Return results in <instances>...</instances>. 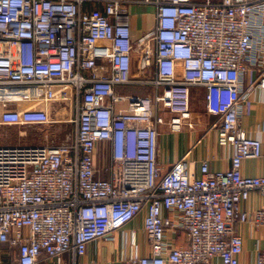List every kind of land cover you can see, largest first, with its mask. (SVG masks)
I'll list each match as a JSON object with an SVG mask.
<instances>
[{
	"label": "built area",
	"instance_id": "2783aa9c",
	"mask_svg": "<svg viewBox=\"0 0 264 264\" xmlns=\"http://www.w3.org/2000/svg\"><path fill=\"white\" fill-rule=\"evenodd\" d=\"M132 3L155 7L136 40ZM195 87L231 165L203 159L195 176L186 152L164 171L161 127H196ZM256 88L264 0H0V242L17 249L16 264H80L91 242L120 232L119 264H241L240 228L264 229V205L246 207L264 196V173L243 171L264 154L242 123ZM63 105L73 116L54 120ZM54 123L71 129L44 144L2 143L3 131ZM140 217L142 229L128 230ZM256 252L264 264L259 241ZM5 253L0 264L12 261Z\"/></svg>",
	"mask_w": 264,
	"mask_h": 264
},
{
	"label": "crops",
	"instance_id": "0c3cea01",
	"mask_svg": "<svg viewBox=\"0 0 264 264\" xmlns=\"http://www.w3.org/2000/svg\"><path fill=\"white\" fill-rule=\"evenodd\" d=\"M132 14L133 38L139 39L155 25V7L151 4L132 3L130 4ZM258 71L251 67L246 75V85L256 81ZM192 100L200 97L199 106L192 109L194 119L197 123L194 129H186L181 133H171L167 127H161L159 140V159L164 171L183 154L190 152L189 159L196 162L192 165L195 176L200 175V161L206 159L210 162L212 169H224L231 165L233 151L229 145L221 142L219 131L211 129L217 121V116L206 110L205 89L195 87ZM243 127L250 135H259L263 142L264 153V92L259 88L254 89L249 97L243 118ZM243 171L247 174L258 175L264 173V154L260 159H247L243 163ZM264 205V196L255 191L251 199L246 203L248 209H255ZM142 217L131 223L127 229H142ZM241 233L245 239L244 252L241 256V264H254L257 258L256 246L258 241L264 246V229H253L249 225H243ZM117 240H99L91 242L88 251L80 259V264H119L123 254L121 246V233H117ZM180 242L183 243L181 239ZM8 250L0 253L1 255ZM0 255V257H1Z\"/></svg>",
	"mask_w": 264,
	"mask_h": 264
},
{
	"label": "rangeland",
	"instance_id": "374dc122",
	"mask_svg": "<svg viewBox=\"0 0 264 264\" xmlns=\"http://www.w3.org/2000/svg\"><path fill=\"white\" fill-rule=\"evenodd\" d=\"M139 64L136 63L135 65V73L139 71ZM127 94L136 93V88L127 87L124 89ZM140 92L141 89H140ZM195 96H193V99ZM200 97L196 98L193 101L192 109L196 106L198 107L200 104ZM60 111H53L52 118L54 120H68L73 116V112L69 111L65 105L60 106ZM71 129V124L69 123H54L51 126L47 127H39V128H31V129H21V128H13L9 130V134L6 135L3 131L2 134V143L3 144H44L48 140L57 138L59 139L65 133L66 130ZM49 135V137H47Z\"/></svg>",
	"mask_w": 264,
	"mask_h": 264
},
{
	"label": "trees",
	"instance_id": "16d2710c",
	"mask_svg": "<svg viewBox=\"0 0 264 264\" xmlns=\"http://www.w3.org/2000/svg\"><path fill=\"white\" fill-rule=\"evenodd\" d=\"M104 177H105V175H104ZM8 249L13 253L12 261L9 264H16V262L14 260V256L17 254V249L11 248L8 243H1L0 242V253H2L5 250H8Z\"/></svg>",
	"mask_w": 264,
	"mask_h": 264
}]
</instances>
